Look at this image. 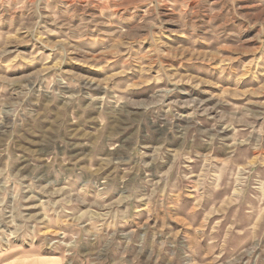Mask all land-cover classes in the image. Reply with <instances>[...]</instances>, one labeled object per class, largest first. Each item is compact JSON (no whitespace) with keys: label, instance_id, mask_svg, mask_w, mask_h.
<instances>
[{"label":"clouds","instance_id":"1","mask_svg":"<svg viewBox=\"0 0 264 264\" xmlns=\"http://www.w3.org/2000/svg\"><path fill=\"white\" fill-rule=\"evenodd\" d=\"M0 264H264V0H0Z\"/></svg>","mask_w":264,"mask_h":264},{"label":"rangeland","instance_id":"2","mask_svg":"<svg viewBox=\"0 0 264 264\" xmlns=\"http://www.w3.org/2000/svg\"><path fill=\"white\" fill-rule=\"evenodd\" d=\"M20 48H21L22 50H27V49L30 48V46H27V45H21Z\"/></svg>","mask_w":264,"mask_h":264}]
</instances>
